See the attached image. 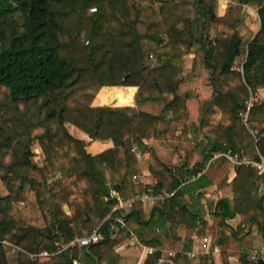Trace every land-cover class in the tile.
<instances>
[{
	"label": "trees",
	"instance_id": "obj_1",
	"mask_svg": "<svg viewBox=\"0 0 264 264\" xmlns=\"http://www.w3.org/2000/svg\"><path fill=\"white\" fill-rule=\"evenodd\" d=\"M190 2L191 16L176 17L163 26L162 41L153 30L140 31L143 7L137 1L0 0V264H8L6 244L16 249L17 264H71L72 258L93 264L130 236L138 244L168 248L149 225L155 217L174 228L196 227L203 237L204 226L198 227L196 221L203 212L202 191L211 180L205 174L191 177L216 150L264 157V98L256 95L264 89V0L227 2L222 15L216 0ZM244 6L256 11L255 32L243 17ZM113 49L136 53L143 80L138 92L161 98L159 113L132 106H92L99 87L75 83L74 73L82 61L73 65L74 57ZM129 58L114 56L116 63L127 67L133 62ZM85 61L89 80L101 83L91 67L93 60ZM129 69L133 85L138 76L133 67ZM121 90L117 94L112 87L103 88L97 100L112 104L119 95L126 98L132 88ZM250 96L242 121L238 113ZM180 120L185 131L192 124L199 126L194 147L174 152V160L183 157L191 169L176 176L151 146L147 163L140 164L131 151L133 142L142 147L151 139L175 140ZM68 125L89 139H109L112 146L91 154ZM35 142L43 153L39 162L34 159ZM143 170L156 179L154 185L134 182L133 175ZM182 178L188 182L152 206L148 218L138 200L126 212L112 211L144 189L170 192ZM262 182L264 175L238 167L235 176L221 185L215 211L224 219L239 214L248 231L264 234V193H258ZM109 188L116 195L109 197ZM185 194L191 198L189 205ZM121 213L124 226L114 220ZM110 224L117 227L116 237L107 234ZM98 225L105 232L100 241L59 251L60 238L69 241L87 235ZM41 251L47 254L30 256ZM158 256L159 251L146 254L141 264H157ZM241 258V264H255L246 254ZM222 260L229 264L225 251ZM135 263L133 258L128 264Z\"/></svg>",
	"mask_w": 264,
	"mask_h": 264
},
{
	"label": "crops",
	"instance_id": "obj_2",
	"mask_svg": "<svg viewBox=\"0 0 264 264\" xmlns=\"http://www.w3.org/2000/svg\"><path fill=\"white\" fill-rule=\"evenodd\" d=\"M94 55L95 54L76 56L73 58V61H72L73 65H74L75 60L77 61L81 60L82 64L84 63L86 59L88 60V58H91V61H92L94 60ZM91 65L93 66V64ZM95 66H97L96 63L94 64V68H96ZM135 71L137 72V70ZM128 73L130 72L126 70L124 72L122 71V74H120L122 76L123 75L125 76V78H123V81H124L122 84L123 86L121 87H116L117 84L112 83L114 80H116V77L114 76L113 73H112L113 76H111L110 74L109 75L110 79H106L108 81L104 82V85H102L103 88H105V86L112 87V89L115 92H117V94L118 92L122 94V90H121L122 88H126L127 86H129V88H132L131 92L129 93L127 92L128 95L126 93L127 95L126 98H122V97L119 98L120 95L117 96L115 102L112 103L114 105L111 104L112 106L127 105V106L136 107L133 102H134V99L136 98V93H137L136 90L139 88L140 85L136 84V82L135 84L130 85L129 84L130 79L128 80V78H126L128 77ZM97 74L100 77V75H102V72L100 71ZM137 74H138V77H140L139 72H137ZM86 76L87 74L85 75V77H83L82 75L83 82L78 81L77 83L78 84L91 83L88 81H92V80H89V78H86ZM88 77H91V76H88ZM84 78L86 79V81H84L85 80ZM101 91L102 89H100V91L96 94L95 98L93 99L94 102H96V104H94L95 106H103V103L97 100ZM256 95L259 96L260 98L264 97V89H260ZM150 99H152V97H145L144 95H142L140 98H138L137 101L138 102H142V101L149 102L151 101ZM183 123H184L183 120L179 121V126L177 128L176 135L178 133H181L182 130H184ZM74 129H75L74 134L82 138V140H84L86 144V149L91 154H97L112 146V142L109 139L92 140V139H89L86 135H84L83 132L78 131L76 128ZM183 135L181 134V138L184 137ZM185 135L186 136L184 138H186L187 141H184L185 139H181V140L176 139L175 141H162V140L151 139L148 141H144L143 148L137 149V153L135 155L137 161L142 162L148 158L149 156L148 148L144 146H151L153 147L156 155L160 159H162L163 162H165L166 164H169V166L170 165L173 166V172L176 176L177 174L181 175L182 173L185 175V171L182 169L179 170L177 166L175 165V164L179 165V163H177V159L174 160V152H175V149L177 148H173V146L178 147L179 150H190V148L194 145L195 141L197 140L196 139L194 141V139L199 137V126L196 124H192L190 126L189 131ZM37 157L38 158L36 160L38 162L42 160L43 155L41 157L40 154H38ZM221 160L216 159L212 161L210 165L208 166V168L206 169L205 173H203V175L205 174V176L211 180V184L202 191L203 194L200 197V203H201V208L203 212L198 217V219H202V225L204 226L203 236L204 237L210 236L213 239L212 244L207 250H202L199 247V244L193 241V234L196 231V227L195 228H185L183 225H179L176 228H174L173 225H170L168 221H165L162 218L159 219L157 217L152 219V221L149 224L161 235L162 240L166 241L169 245L168 248H161V249L195 250L199 252V255H197V257L193 259L192 261H185V260L182 261L181 260V261H178L176 264H201L203 260L204 261L207 260L208 263L211 260L213 264H223L222 251L226 252L229 264H241L242 255L246 254L249 260L250 254L252 252L258 251L264 248V234L258 231H253V232L248 231V226L241 223L240 221L241 216L239 214L233 217L224 219L222 218V216L217 214V211H215V208H216L215 204H216L217 199L220 197V190L217 189V185L215 184V181H213L211 178L215 180H219L222 177H225V182H226V181L231 180L235 176V173L237 171L236 169L234 170L232 167H231L232 169L228 170L227 173L222 171L224 169L222 168L221 170V166H222V165L220 166ZM187 166L191 167L189 164ZM216 169L220 170L217 174H215ZM142 172L144 173L143 178H144V182L146 185H154L157 182L156 179L148 171H142ZM210 173H212L213 176H211ZM219 185H222V184H219ZM210 186L215 187L214 191H210ZM183 200L188 205L191 204V198L187 194L183 195ZM157 203L160 204L161 202L155 201V202L143 203L145 218L149 217L150 209L152 208V206L156 205ZM64 206L68 207V209L64 212L68 216H70L71 213H70L69 206L65 203L62 205V208H64ZM122 212H125V211L122 209ZM110 217L112 216H110L109 214L104 220L106 219L108 220ZM116 229L117 227L114 226L113 224L108 225L107 234L110 235L113 232V230H116ZM76 237H79V236H74V238ZM135 240H136V237L134 236H130L129 238H126L125 240H123L122 242L114 246L112 249L102 254L99 260L97 262H94L93 264H128L133 258H136L135 264H141L142 260L145 258V255H146L145 247L147 245L138 244L136 243ZM64 242L65 240L63 238H60L59 244L64 243ZM207 256H209L210 260L208 259Z\"/></svg>",
	"mask_w": 264,
	"mask_h": 264
},
{
	"label": "rangeland",
	"instance_id": "obj_3",
	"mask_svg": "<svg viewBox=\"0 0 264 264\" xmlns=\"http://www.w3.org/2000/svg\"><path fill=\"white\" fill-rule=\"evenodd\" d=\"M132 1H134L135 3L137 1L138 5L143 7V9L141 10V12L139 14V18H140L139 28H140V31L144 33V32H148L150 30H153L154 32L159 33V40H162V41L166 40V36H165V34L162 33V30H161L163 28V26H165L166 24L171 23L172 21L177 19L176 17H179V16H191V14H192L190 0H171L170 1L171 2V6L163 5V7H160L159 3L161 1H159V0L158 1L157 0H132ZM234 1L235 0H216L217 13L219 15H222L223 11H224V9L226 7L227 2H234ZM223 6H225V7H223ZM91 10H93V8ZM242 11H243V17H244L245 21L248 23V25L252 28V30L254 32L257 31L258 26H259V20H258V16L256 14L255 9L252 8V7H249V6H244ZM98 54H99V56H98ZM116 54H117V56L123 54V55H126V56L130 57L129 59L131 61H133V62L131 64L128 63V66L129 67L130 66L133 67L134 70H137V72H138V66H137L136 53L135 52L125 51V50H120V49H113V50L104 51V52H101V53H95L93 64L96 63L97 66H95L96 68H94V66H91V67L94 68L96 73H98L100 71L102 72V75H100V77H99L100 80H101V83H99L97 81L95 82V80L92 79V81H88V82H91V83H86V85L99 87V90H98V92H99L100 89L103 90L102 85H104V82L108 81L106 79H110L109 75L111 74V76H113V74H114V76L116 75L118 77L113 82H118L119 84L116 83L117 84L116 87H121V86H123L122 85L123 82H124L123 78H125V76L124 75L122 76L120 74H122V71L124 72L126 70L128 72H130V73H128V77H126V78H128V80L129 79L131 80V76L133 74L131 72V70H130L131 68L129 69V67H127V65L123 64L122 62H119V63L117 62L116 63V61L114 60V56ZM95 56H98V58L95 57ZM190 57H191V54L186 55V58H190ZM241 57H242L241 55L238 57V60H237L238 63L241 61L240 60ZM149 61L152 64L154 63V59L153 58H150ZM79 63H80V65L78 67L79 69H76V71L74 73V78H75V83L76 84H78L77 83L78 81L83 82L82 75H83V77H85V75L87 74L86 78H90L88 76H91L89 74V67H88L89 62L88 61H84L83 64H82V62H79ZM82 66H83V68H82ZM137 72H136V74H137ZM137 76H138V74H137ZM84 81H86V79ZM142 81H143L142 77L140 76V77H138V81H137L136 84L141 85ZM105 88H107V86H105ZM136 91H137L136 98L134 99V102H133L135 104V106H136L135 108L140 109V110H144L146 112L153 113V114H157V113L160 112V110L162 108V100H161V98H152V99H150L151 101H149V102H144V101L138 102L137 101L138 98H140L142 95H144L145 97H151V96H148V93H145V92H143V93L138 92V89ZM152 95L155 96L156 94H152ZM262 98H264V97H262ZM94 104H96V102H94V100H93L91 105L95 106ZM112 105H114V104H112ZM112 105L109 104V106H112ZM124 106H127V105H124ZM132 107H134V106H132ZM238 115H239V118H241L242 121H244L242 116L239 113H238ZM178 126H179V121H178ZM178 126H177V128H178ZM74 128L75 127H73L71 125H68V129L72 133H74V131H75ZM189 129H190V127L186 131L182 130L181 133H178L176 135V136H178L177 140L178 139H180V140L181 139H185L184 141H187V139L184 138V137L186 136L185 134L189 131ZM176 131H177V129H176ZM181 134L182 135L184 134L183 138H181ZM196 139H198V138H195L194 141ZM175 140H171V141H175ZM162 141H164V140H162ZM133 145L136 146L137 143L133 142L132 146ZM194 145H195V143H194ZM194 145L190 149H192L194 147ZM38 147L39 146L37 145L36 142L32 146L33 151L36 153L34 159L38 158L37 157L38 154H40L41 157L43 155V153L41 152V149L38 148ZM144 147L148 148V146H144ZM138 148L142 149L143 146L142 147H138ZM173 148H177L178 149V147H174V146H173ZM41 153H42V155H41ZM147 161H148V158L145 159V161H142V162L140 161L139 163L140 164L141 163H147ZM177 163H179V165L180 164H186L185 161H184V158L181 157V156H179L177 158ZM175 165L177 166V164H175ZM175 165H174V167H175ZM220 166H221V170L223 168L224 170H222V171H224L225 173H227L228 170L232 169L231 166L229 165V163H227L223 159L220 162ZM170 167L173 168L172 165H170ZM219 171L220 170L216 169L215 170V174H217ZM210 174H211V176H213L212 173H210ZM211 179L213 181H215V184L217 185V189H219V190H220V187H221V185H219V184L225 183V177H222L219 180H215L213 178H211ZM214 189H215V187L210 186V191H214ZM258 193L260 194L259 188H258ZM251 232H253V231H251ZM221 235H222V233H221ZM215 240H216V238H215ZM5 249H6V256H7V259H8V264H17L15 259H14L15 256H16V249L10 244H6Z\"/></svg>",
	"mask_w": 264,
	"mask_h": 264
},
{
	"label": "built area",
	"instance_id": "obj_4",
	"mask_svg": "<svg viewBox=\"0 0 264 264\" xmlns=\"http://www.w3.org/2000/svg\"><path fill=\"white\" fill-rule=\"evenodd\" d=\"M151 56V55H150ZM253 97L250 96L245 102V109L240 111L239 114L242 116L243 120L246 121L247 113L251 105ZM137 145H133L131 148V151L136 155L137 153ZM216 159H223L227 163L230 164V166L235 170L238 167H247L251 168L254 171H256L260 175H264V157L258 156L257 159L251 158L249 155L246 154H238V153H233L232 151L229 150H216L214 151L210 158L207 160L206 164L201 168V170L196 174L191 177V179H195L205 173L206 169L210 165V163ZM177 168L179 170H184L186 171L187 169L189 170L190 167L186 166L185 164H180L177 165ZM144 173L141 172V174L138 175H133V180L135 183L141 184L145 186L144 182ZM187 180L185 179H180V185L179 187L175 188L174 190L170 192H158V193H152L151 190L144 189L142 192L136 196L135 198H131L125 201H120L115 207H113L112 210L115 209H123L125 212L128 211L131 207V204L133 201L138 200L142 203H147V202H155V201H162L167 197H170L178 192V188H180L181 185H183ZM259 191L260 194L264 193V182H262L259 186ZM116 195L115 191L113 189H109L108 191V196L113 197ZM123 214L121 213L117 217L114 218V220L120 225L124 226L125 221L123 218ZM204 218V217H203ZM202 223V219H197L196 224L199 226ZM117 232L113 231L110 236L116 237ZM105 232L104 229L99 225L96 227L94 230H92L89 234L81 237H76L73 238L69 241H65L64 243L59 244L61 247L60 250H66L69 248H75V247H82L86 246L92 243H96L100 241L102 238H104ZM135 237V236H134ZM136 243L137 240H135ZM193 241L197 242L199 244V247L202 250H207L210 245L213 242L212 237L206 236V237H200L198 232L195 231L193 234ZM159 251V256L157 258V264H176L178 261H192L199 255V252L195 250H176V249H157L152 246H146L145 247V253L146 254H153L154 252ZM46 251H41L40 253H31V257H35L37 255H46ZM262 259L264 261V248L254 251L250 254L249 260L254 262L255 264L258 262V260ZM71 264H83L78 258H72Z\"/></svg>",
	"mask_w": 264,
	"mask_h": 264
},
{
	"label": "water",
	"instance_id": "obj_5",
	"mask_svg": "<svg viewBox=\"0 0 264 264\" xmlns=\"http://www.w3.org/2000/svg\"><path fill=\"white\" fill-rule=\"evenodd\" d=\"M159 1H164V2L169 1L170 2L171 0H159ZM223 7H225V6H223ZM103 106H109V103H107V102L106 103H103ZM63 209H64V211H66L68 209V207L67 206H64ZM257 264H264V261L262 259H260V260H258Z\"/></svg>",
	"mask_w": 264,
	"mask_h": 264
}]
</instances>
